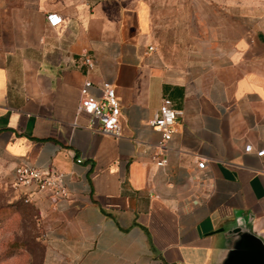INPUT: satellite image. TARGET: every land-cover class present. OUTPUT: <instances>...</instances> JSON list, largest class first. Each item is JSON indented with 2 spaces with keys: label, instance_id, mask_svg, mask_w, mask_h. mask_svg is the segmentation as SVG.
<instances>
[{
  "label": "crops",
  "instance_id": "obj_1",
  "mask_svg": "<svg viewBox=\"0 0 264 264\" xmlns=\"http://www.w3.org/2000/svg\"><path fill=\"white\" fill-rule=\"evenodd\" d=\"M149 19L146 0H0V165L12 181L22 164L56 169L68 194L26 204L40 264H211L237 221L264 242V6L187 69L161 60ZM86 79L94 96L115 89L119 137L77 114ZM164 98L180 116L157 167L149 124Z\"/></svg>",
  "mask_w": 264,
  "mask_h": 264
},
{
  "label": "rangeland",
  "instance_id": "obj_2",
  "mask_svg": "<svg viewBox=\"0 0 264 264\" xmlns=\"http://www.w3.org/2000/svg\"><path fill=\"white\" fill-rule=\"evenodd\" d=\"M152 47L167 65L187 69L205 48L225 45L262 12L264 0H146ZM0 165V264H40L38 216Z\"/></svg>",
  "mask_w": 264,
  "mask_h": 264
},
{
  "label": "built area",
  "instance_id": "obj_3",
  "mask_svg": "<svg viewBox=\"0 0 264 264\" xmlns=\"http://www.w3.org/2000/svg\"><path fill=\"white\" fill-rule=\"evenodd\" d=\"M46 24L51 29L60 27L62 18L57 13H48L45 16ZM94 59L87 54L83 55L79 67H85L88 72L94 69ZM93 83L86 79L80 87V102L77 114H85L90 117L91 129L101 136L119 137L120 135V105L116 97L115 89L109 83H103L97 87L98 95L90 94ZM180 112L177 111L168 98H164L156 111L150 126L160 133L161 139L156 146V154L152 161L157 167H164L166 159L164 150L171 140L174 128L177 124ZM245 154L252 153L250 145L245 146ZM264 150L257 152L256 157L262 158ZM197 169H205L204 160L197 163ZM12 185L15 191L22 197L24 204H31L37 194H46L52 200L67 198L68 194L64 186V174L56 169L43 171L32 166L20 165L14 171Z\"/></svg>",
  "mask_w": 264,
  "mask_h": 264
},
{
  "label": "water",
  "instance_id": "obj_4",
  "mask_svg": "<svg viewBox=\"0 0 264 264\" xmlns=\"http://www.w3.org/2000/svg\"><path fill=\"white\" fill-rule=\"evenodd\" d=\"M218 233L222 242L211 264H264V242L251 232L248 222L237 221Z\"/></svg>",
  "mask_w": 264,
  "mask_h": 264
}]
</instances>
